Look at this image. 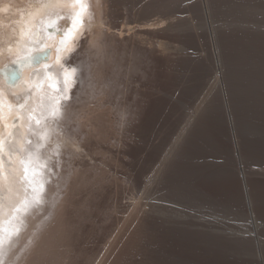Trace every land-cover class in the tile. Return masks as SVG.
<instances>
[{"label": "bare ground", "instance_id": "6f19581e", "mask_svg": "<svg viewBox=\"0 0 264 264\" xmlns=\"http://www.w3.org/2000/svg\"><path fill=\"white\" fill-rule=\"evenodd\" d=\"M42 2L0 0V160L18 193L0 199V264H233L229 220L264 215V59L248 47L264 0H90L64 46L71 19L47 25L71 10L34 19ZM78 67L48 161L59 119L41 118Z\"/></svg>", "mask_w": 264, "mask_h": 264}, {"label": "snow or ice", "instance_id": "6c2138e0", "mask_svg": "<svg viewBox=\"0 0 264 264\" xmlns=\"http://www.w3.org/2000/svg\"><path fill=\"white\" fill-rule=\"evenodd\" d=\"M39 11L34 14L33 18L42 16L45 14L46 9H54V8H68L70 9V19H71V28H65L64 34L65 38L61 41V45L64 46L67 43V37L73 34L74 29L82 27V17L85 11L87 10V4L85 3V0H43V2L38 6ZM61 19V17L57 16V20ZM56 21L49 20L48 25L49 27L55 26ZM21 35H26L25 32H21ZM26 43V41H25ZM45 54L43 52L38 53L36 56V59H40ZM75 69H72L70 72L65 69V79L66 83L75 73ZM39 87V85H37ZM55 87V85H53ZM21 108L24 107V105H20ZM11 108V106H9ZM10 115V113H9ZM2 130V128H0ZM40 147H43V145H40ZM4 150V142L2 139H0V152ZM58 155V153H56ZM11 159V157H10ZM13 174L15 177L18 176H27L28 169L25 167L23 173L20 172V169L13 168ZM15 179H10L7 173L4 170L3 167V161L0 160V189H5L7 192V196L0 197V199H8L11 200L13 195H17L18 193L13 192V184L15 183ZM33 192H36V189L33 188ZM40 192H43V184L40 185ZM43 203V200L41 199L40 195L37 193L33 195L32 199L30 201L25 200L24 201V210L27 211L28 208H38Z\"/></svg>", "mask_w": 264, "mask_h": 264}, {"label": "rangeland", "instance_id": "374dc122", "mask_svg": "<svg viewBox=\"0 0 264 264\" xmlns=\"http://www.w3.org/2000/svg\"><path fill=\"white\" fill-rule=\"evenodd\" d=\"M258 43L262 45L260 46V44ZM263 44H264V41H260V40L256 42L255 41L248 42V47L251 50L257 52V54H261L260 55L261 61L264 59V56H262V54L264 53V51H262L264 48ZM258 46L262 48L259 49ZM258 50L260 51V53L258 52ZM251 111L253 113L249 117V120H252L254 124H257L256 121L260 119L258 118V115L259 114L261 115V113L256 111L255 108L253 107L251 108ZM261 111L264 112V110H261ZM261 119H264V118H261ZM262 157H263V161L261 163V168L264 174V154L262 155ZM127 196H128V199L126 200L132 201L133 198L136 196V191L135 193L130 191L129 193H127ZM263 217L260 220L255 221V218L251 214L247 218L241 221L240 220L237 221L238 219H235V218L232 220L231 219L229 220L228 224L230 225V227L234 229L233 236L243 239L245 241L244 249L231 251V255L234 258L233 264H264V218ZM218 258L220 261V256H218ZM221 259H222V256H221Z\"/></svg>", "mask_w": 264, "mask_h": 264}, {"label": "clouds", "instance_id": "9594fccd", "mask_svg": "<svg viewBox=\"0 0 264 264\" xmlns=\"http://www.w3.org/2000/svg\"><path fill=\"white\" fill-rule=\"evenodd\" d=\"M66 127V121L61 122L60 124L56 125V129L57 131H59L58 133H54L53 136L51 137L52 143H51V147L52 149L55 151H51L48 154L47 160L50 161L51 158L50 156L53 154H55L56 152L61 153L62 148H63V128ZM56 131V132H57ZM55 156V155H54ZM61 156V155H60ZM53 162V161H52Z\"/></svg>", "mask_w": 264, "mask_h": 264}, {"label": "water", "instance_id": "95a60500", "mask_svg": "<svg viewBox=\"0 0 264 264\" xmlns=\"http://www.w3.org/2000/svg\"><path fill=\"white\" fill-rule=\"evenodd\" d=\"M49 29H53V27H49ZM9 72H7V74H8ZM13 73V72H12ZM14 73L16 74V73H18V71L17 70H14Z\"/></svg>", "mask_w": 264, "mask_h": 264}]
</instances>
